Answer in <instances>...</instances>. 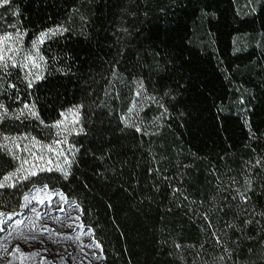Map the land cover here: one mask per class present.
<instances>
[{"label": "trees", "instance_id": "trees-1", "mask_svg": "<svg viewBox=\"0 0 264 264\" xmlns=\"http://www.w3.org/2000/svg\"><path fill=\"white\" fill-rule=\"evenodd\" d=\"M247 4L11 0L0 6V36L27 29L22 37L29 43L45 28L69 29L40 45L48 57L45 79L25 89L14 70L21 99L0 95L9 109H0V180L19 166L9 138L51 137L59 113L77 104L85 129L72 137L75 162L67 180L54 170L0 187V208L18 210L27 190L47 183L80 205L101 246L100 264H264V0L255 12ZM15 7L19 16L12 15ZM148 96L168 112L157 121L159 131L143 135L120 117ZM21 101L34 102L44 124L21 115ZM164 108L148 101L139 115L147 124ZM245 177L254 186L248 214L243 201L233 200ZM252 208L254 222L246 224Z\"/></svg>", "mask_w": 264, "mask_h": 264}, {"label": "snow or ice", "instance_id": "snow-or-ice-1", "mask_svg": "<svg viewBox=\"0 0 264 264\" xmlns=\"http://www.w3.org/2000/svg\"><path fill=\"white\" fill-rule=\"evenodd\" d=\"M261 0H256V3H253V0H248L247 7L250 12H255L257 8V4H259ZM11 5V0H0V6ZM75 11V9H73ZM19 8L15 7L12 9L13 16H19ZM204 15H208L209 13L203 12ZM214 15V13H213ZM69 31L68 28H65L63 25H56L54 27L45 28L40 30L38 34L34 36V38L30 41V48L24 49L21 47L23 41L20 39L23 35L26 34L27 29L23 31L17 30L15 36L13 33H6L4 36L0 37V74H3L4 79L0 81V95L6 97L7 99L16 101L21 99V90L18 88L17 84L12 83L13 79V71L19 70L20 75H16L14 78L20 83L24 84L25 89H29L33 87V84L36 81H40L45 79V68L47 67L48 57H46L41 51L40 45H43L45 41H51L54 37L62 36L64 32ZM124 31H127L126 29ZM11 40V46L7 49L2 47L5 41ZM10 53V55H5V53ZM58 57H51L52 60H56ZM118 63V61L116 62ZM31 65V66H30ZM115 67V64L112 65ZM63 71V69H60ZM111 76L116 78L117 71H112ZM7 83L9 85L8 88L4 87V84ZM137 88L139 90H144L146 92L144 83L142 80L136 81ZM111 85H109L110 87ZM10 89L15 90L14 92H10ZM137 91L136 95H142L141 91ZM165 96H169L170 92H165ZM174 98V97H172ZM148 101H151L153 104L157 105L160 108H164V105L158 100L155 96H148L147 99L143 102L140 107L133 106L130 107L127 112L128 114L121 116L120 119L123 121V124L126 127L134 129L135 132L142 133L143 135H150L151 128H156L159 131V126L157 125V121L161 120L163 116H165L168 112L167 108H164V111L161 112L157 117L150 120L147 124H145L144 117H141L139 113L144 110V107L148 106ZM23 107L20 109L21 115L27 114L28 116L35 117L37 120H40L41 124H44V121L40 119L39 113L35 111V103H27L21 101ZM241 103H243V98L241 97ZM83 108V104L73 105L67 109L62 110L59 115L64 117V119H57L53 122V127L57 129L56 135L62 137V139H55L53 143L43 145L40 147V154L37 155L35 152H32V149L28 144L25 145V150L28 151L32 156V162L30 163L28 158H21L20 164L14 170L5 174L3 180H0V187H15L19 181L30 180L32 176L38 175L40 172H52L56 171L60 174L59 178L67 180L68 177L72 174V167L74 164V156H75V144H69L68 136L72 135V133H76L77 135L83 133L85 129L80 123V109ZM0 109L3 110V114H7L9 109L5 106L3 100H0ZM135 112V116L131 114ZM69 115L71 118H69ZM19 118V117H17ZM141 125H144L142 128ZM123 130V129H122ZM251 134V130H250ZM28 139L26 135L23 137ZM7 139V137H5ZM21 137L13 138V141L20 140ZM32 141H35L37 146H40V141L36 140L35 137L30 138ZM61 145H66L67 149L61 147ZM15 147H19V143H15ZM51 152L53 155H48L47 152ZM15 155V153H13ZM53 157L55 158V162L53 163ZM61 157L63 159L61 160ZM103 159V156L100 157ZM155 159V157H153ZM35 161H40L41 163L37 164ZM260 161H257L259 164ZM25 165H29L25 167ZM264 167V166H262ZM152 171H158V169H151ZM19 174V175H18ZM232 183L235 184L236 181L233 179ZM240 188L235 189L236 195L233 196V200L237 198L239 201L244 202V207L242 209L243 214H248L247 209L249 207L248 201L250 200V196L248 193L254 191L253 180L245 177L244 183ZM35 195L31 197V199L38 200L41 204L44 203V199L41 196L42 192H47L48 184L44 183L41 186L34 185ZM31 191V190H30ZM176 191H180L177 189ZM24 200L26 202H30V197L27 193L24 195ZM21 207H26L27 205H20ZM32 213L36 216H39V212L37 209L33 207L31 209ZM205 218H207V213L203 214ZM259 215L264 216V211L260 212ZM251 219H246L245 223L250 224L254 222L255 219V209L252 208L251 211ZM17 223H21L17 221ZM211 223V221H209ZM225 227L231 228L235 227L234 224H226ZM215 235V233H213ZM216 242L222 243L219 236L215 237ZM90 247H95L97 245H89ZM177 248L180 247L179 244L175 245ZM95 254V253H94ZM225 255H228L226 252ZM224 257H219V261H223ZM215 264V262H214Z\"/></svg>", "mask_w": 264, "mask_h": 264}, {"label": "crops", "instance_id": "crops-1", "mask_svg": "<svg viewBox=\"0 0 264 264\" xmlns=\"http://www.w3.org/2000/svg\"><path fill=\"white\" fill-rule=\"evenodd\" d=\"M25 193L30 202L24 200ZM25 193L20 205L26 207L14 211L0 208V264L102 262L101 246L93 229L83 223L82 209L74 199L49 186L46 193H41L43 204L31 199L35 195L34 185ZM33 207L39 216L32 213Z\"/></svg>", "mask_w": 264, "mask_h": 264}, {"label": "rangeland", "instance_id": "rangeland-1", "mask_svg": "<svg viewBox=\"0 0 264 264\" xmlns=\"http://www.w3.org/2000/svg\"><path fill=\"white\" fill-rule=\"evenodd\" d=\"M4 35H1L0 37H2ZM15 36V35H13ZM22 41H23V44L21 45L22 48L24 49H29L30 48V41L29 43L26 41L25 38L21 37L20 38ZM11 43L12 41L9 40V41H5L2 45V47L4 49H7L8 47L11 46ZM5 55H10V53H5ZM31 66V65H30ZM112 89H115V87H112ZM80 113H81V116H80V123L82 124L83 126V117H82V111L80 109ZM69 118H71V116L69 115ZM60 119H64V117H60ZM52 130H53V135L51 137H46L44 139H38L36 138V140L40 141V146H37L35 144V141H32L30 138L34 137V136H31V135H27L26 134V137L28 139H25L23 138L25 135H21L19 137H21L20 140L18 141H13V138H9L7 140V142L9 143V145L12 147L11 149L14 150V152L16 153V155L18 156V161H19V164H20V161H21V158H28L29 162L31 163L32 162V156L31 154L25 150V145L28 144L29 147L32 149V152H35L37 155L40 154V147H42L43 145H46V144H50V143H53L55 139H62L61 136L59 135H56V132H57V129L55 127L52 126ZM76 133H72V135L68 136V141H69V144H73L72 142V137L73 135H75ZM15 143H19V147H15ZM61 147L67 149V146L66 145H61ZM47 152V150H46ZM48 155H53L51 152H47ZM63 159V157H61V160ZM55 162V158L53 157V163ZM35 163L39 164L41 163L40 161H35ZM29 165H25V167H28ZM19 175V174H18ZM98 243V242H97Z\"/></svg>", "mask_w": 264, "mask_h": 264}]
</instances>
